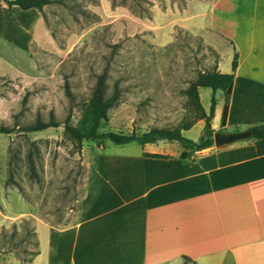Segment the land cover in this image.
<instances>
[{"label":"rangeland","instance_id":"obj_1","mask_svg":"<svg viewBox=\"0 0 264 264\" xmlns=\"http://www.w3.org/2000/svg\"><path fill=\"white\" fill-rule=\"evenodd\" d=\"M206 1L61 0L43 12L50 36L42 43L27 51L0 47V60L10 61L0 67V74L8 72L0 75V128L10 131L0 133V264H45L58 235L42 222L62 227L94 211L96 198L108 194L105 186L119 185L124 170L130 179L144 147L165 145L79 144L64 132V122L76 127L84 119L97 75L106 72V96L119 89L103 131L139 135L193 119L185 90L219 61L208 39L188 27L197 23L206 32L207 17L196 15L208 11L200 6ZM198 93L208 114L211 90ZM215 97L211 127L218 131L224 98ZM36 120L55 126L23 130ZM203 126L197 121L182 135L197 141ZM166 148L182 150L177 142ZM57 254L55 264H71L70 251Z\"/></svg>","mask_w":264,"mask_h":264},{"label":"crops","instance_id":"obj_2","mask_svg":"<svg viewBox=\"0 0 264 264\" xmlns=\"http://www.w3.org/2000/svg\"><path fill=\"white\" fill-rule=\"evenodd\" d=\"M201 5L208 11L196 15L207 17L206 32L197 23L188 27L219 54L216 71L231 73L238 56L224 130L264 123V0ZM48 7L22 10L0 1V47L27 51L42 43L50 36L43 16ZM2 59L4 70L10 61ZM223 61L229 72L222 71ZM161 142L162 148L144 147L130 179L124 170L119 185L104 187L108 194L96 198L94 211L71 225L41 223L58 235L45 264L68 251L71 264H183V257L196 264H264V155L256 153L254 140L208 147L185 160L180 144L182 150L166 148L176 142L150 145Z\"/></svg>","mask_w":264,"mask_h":264},{"label":"trees","instance_id":"obj_3","mask_svg":"<svg viewBox=\"0 0 264 264\" xmlns=\"http://www.w3.org/2000/svg\"><path fill=\"white\" fill-rule=\"evenodd\" d=\"M7 7L18 6L22 10L37 9L42 10L44 6L60 3L61 0H0ZM237 53L234 54L231 62V73L222 74L218 71H206L199 73L197 79L191 81L185 95L187 96L188 104L193 111V119L183 123L180 127L176 128H152L142 134H121L111 131H103L104 125L108 121V110L115 104L119 98V89L115 86L112 93L109 96L104 94V85L106 79V72H102L97 75L94 87L90 96V105L88 112L83 120L80 121L79 126H70L67 122L63 123V130L68 134L71 139L79 144L86 141H94L101 145L105 142L112 143V145H127L136 143L138 145L153 144L157 141L164 140L167 142H177L183 148V153L180 155V160L187 159L191 153L204 150L213 146V133L214 129L211 127V121L213 120L215 108L217 105V99L215 97L217 92H220L224 98V104L220 114V129L222 131L225 128L227 120V111L230 102L231 88L233 82L234 71L237 66ZM200 88H209L211 90L210 106L208 114L205 112L199 99L198 90ZM203 120L204 126L202 134L197 141L185 138L182 135V131L191 129L197 121ZM55 124L52 121L43 122L36 120L33 124L28 125L23 130L26 132H38L51 127ZM250 131V138L254 140L256 153L258 155H264V123L256 124L247 129ZM10 131L5 128H0V133H9ZM144 156L153 159H167V156L158 154H144ZM26 252V251H25ZM38 250L30 252V256L27 259H23L24 262L30 263L34 257L38 254ZM183 264H196L188 257H183Z\"/></svg>","mask_w":264,"mask_h":264},{"label":"water","instance_id":"obj_4","mask_svg":"<svg viewBox=\"0 0 264 264\" xmlns=\"http://www.w3.org/2000/svg\"><path fill=\"white\" fill-rule=\"evenodd\" d=\"M63 127V126H62ZM250 131H238L234 133H227L222 131H215L213 133V146L215 149L223 148L235 142L249 138Z\"/></svg>","mask_w":264,"mask_h":264}]
</instances>
